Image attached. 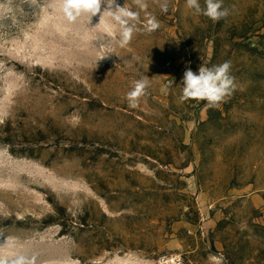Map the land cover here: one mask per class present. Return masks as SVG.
Instances as JSON below:
<instances>
[{"label": "rangeland", "instance_id": "obj_1", "mask_svg": "<svg viewBox=\"0 0 264 264\" xmlns=\"http://www.w3.org/2000/svg\"><path fill=\"white\" fill-rule=\"evenodd\" d=\"M223 6L213 22L149 0L121 48L106 15L69 23L59 0H0V256L264 264V0ZM225 61L230 97L179 101L187 68Z\"/></svg>", "mask_w": 264, "mask_h": 264}, {"label": "clouds", "instance_id": "obj_2", "mask_svg": "<svg viewBox=\"0 0 264 264\" xmlns=\"http://www.w3.org/2000/svg\"><path fill=\"white\" fill-rule=\"evenodd\" d=\"M162 12L169 9V0H153ZM137 11L119 6L117 0H59V8L69 23H75L82 16L91 20L97 14L100 20L106 15L118 26V44L126 48L137 31L136 22L140 11H146L149 0H133ZM186 8L192 10L194 15L204 16L218 22L228 17L229 9L223 6V0H186ZM160 27L155 16L149 15L144 31L151 33ZM170 83H173L170 82ZM150 79L147 76L133 82L131 90L125 95L130 108H137L142 97L148 94ZM236 90L235 78L231 75V62L225 61L211 67L201 65L197 72L187 68L183 74L180 102L189 100L206 101L208 107H218L226 98ZM0 264H35V257L28 258L18 255L9 259L0 256Z\"/></svg>", "mask_w": 264, "mask_h": 264}, {"label": "built area", "instance_id": "obj_3", "mask_svg": "<svg viewBox=\"0 0 264 264\" xmlns=\"http://www.w3.org/2000/svg\"><path fill=\"white\" fill-rule=\"evenodd\" d=\"M156 264H184L183 258L179 254L165 255L156 261Z\"/></svg>", "mask_w": 264, "mask_h": 264}]
</instances>
